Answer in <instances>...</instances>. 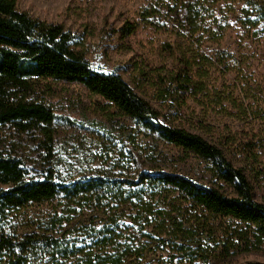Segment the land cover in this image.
Here are the masks:
<instances>
[{"label": "rangeland", "instance_id": "374dc122", "mask_svg": "<svg viewBox=\"0 0 264 264\" xmlns=\"http://www.w3.org/2000/svg\"><path fill=\"white\" fill-rule=\"evenodd\" d=\"M16 6L32 19L62 26L73 51L117 73L166 125L219 146L245 170L255 199L264 203V24L245 23L243 4L207 6L213 17L195 36L169 0H17ZM130 23L136 30L126 35ZM187 75L203 88L193 89ZM32 98L62 118L50 148L42 136L30 139L0 127V151L23 162L28 180L94 181L103 188L71 201L60 196L5 209L0 241L58 238L68 247L59 254L63 263H84L85 245L95 250L99 233L112 237L119 226L105 250L125 254L120 264L264 263V238L254 225L206 211L161 180L183 175L228 190L206 162L137 126L79 84L42 81ZM251 133L258 137L249 140ZM17 259V253L0 251V264ZM26 259L42 264L47 258L36 253Z\"/></svg>", "mask_w": 264, "mask_h": 264}, {"label": "trees", "instance_id": "16d2710c", "mask_svg": "<svg viewBox=\"0 0 264 264\" xmlns=\"http://www.w3.org/2000/svg\"><path fill=\"white\" fill-rule=\"evenodd\" d=\"M173 10L184 23L191 36L202 34L206 20L213 17V9L221 4H243L240 11L245 15V23L255 21L264 24V1L260 0H169ZM17 0H0V127H9L18 135L34 139L42 136L52 140L53 127L57 117L44 104L32 97L42 81L76 83L90 93L110 102L121 114L137 126L157 136L163 141L182 149L206 162L214 175L229 189L226 191L208 184L199 183L183 175L163 174L161 180L183 194L193 203L211 213L232 217L252 224L264 238V203L255 199L253 186L242 167L235 166L219 146L202 136L184 128L168 126L160 120L158 111L117 74L107 73L92 66L84 56L69 46L70 35L62 26L32 19L26 12L17 9ZM216 20V19H214ZM136 30L134 23L127 24L123 33L131 35ZM214 40L219 38L217 31L211 32ZM193 89L203 88V82H194L187 75ZM157 81L155 86H160ZM258 137L251 133L249 140ZM40 143V142H39ZM248 157L256 159L253 150ZM28 169L23 162L0 151V224L5 209L23 207L28 203L64 197L75 198L97 195L103 188L100 182L72 185L58 184L50 177L28 180ZM115 224V223H114ZM109 231L99 233L95 244L84 255V263L74 264H120L125 254L107 253L105 250ZM98 236V235H97ZM7 239L0 241V251L18 254L16 264H28L27 256L44 254L42 264H66L59 258L65 253L61 240L54 237L23 235L11 245ZM136 252L137 249H128ZM92 251H99L93 254ZM73 264V263H69ZM245 264H264L258 261Z\"/></svg>", "mask_w": 264, "mask_h": 264}]
</instances>
